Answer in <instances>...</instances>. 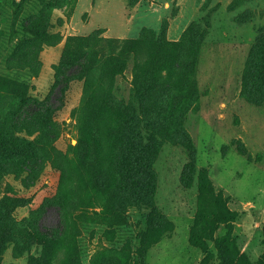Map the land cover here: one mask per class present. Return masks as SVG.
<instances>
[{
	"label": "rangeland",
	"instance_id": "obj_1",
	"mask_svg": "<svg viewBox=\"0 0 264 264\" xmlns=\"http://www.w3.org/2000/svg\"><path fill=\"white\" fill-rule=\"evenodd\" d=\"M36 15L58 35L53 41L41 42L26 28ZM127 40L136 43L124 45ZM38 45L42 66L35 76L24 61ZM64 52H88L89 61L71 67L83 78L70 82L53 115L59 136L52 145L67 159H42L18 173L7 161L0 170V233L8 224L16 237L0 244V264H136L142 250L144 264H223L220 236L230 264H264V0H0L2 116L27 118L14 108L13 83L22 76L30 79V97L51 96L60 105L59 89L51 92ZM109 55L116 63L101 77ZM143 64L150 72L145 79L160 81L151 92L168 120L156 131L155 208L130 201L122 207L120 196L117 217L107 220L105 187L112 182L95 185L102 168L89 165L98 146L112 174L114 142L92 136L99 134L97 121L117 123L122 115L101 88L138 99L135 71ZM117 65L120 73L109 75ZM83 130L92 140L87 151L75 148ZM58 227L64 240L46 260L43 245L30 243V236L35 228Z\"/></svg>",
	"mask_w": 264,
	"mask_h": 264
},
{
	"label": "trees",
	"instance_id": "obj_2",
	"mask_svg": "<svg viewBox=\"0 0 264 264\" xmlns=\"http://www.w3.org/2000/svg\"><path fill=\"white\" fill-rule=\"evenodd\" d=\"M43 15L29 17L26 28L32 33L35 32L41 36V42L47 43L53 41L58 35L48 33L41 25ZM31 28V29H30ZM55 41V40H54ZM31 44L37 45L35 39L28 41ZM135 40H127L124 45H133ZM172 45L174 42L166 41L164 44ZM43 49V45H38L37 49H34L28 53L26 63L27 67L34 69L35 76L39 74L42 66L41 61H37L36 52ZM65 53V52H64ZM91 52L89 53V58ZM73 57V58H72ZM16 58V57H14ZM117 56L109 55L103 59L101 66V77L108 73L114 62L116 63ZM129 57H121V68L125 66V62ZM37 62L38 66H34ZM88 52H77L74 54H63L62 62L56 67V80L52 88V93L59 89L60 105L54 106L51 103V96L45 100H38L29 96L30 79L29 77L22 76L20 80H16L13 83L17 99L18 106L14 107L17 112L23 113L27 118L24 122L19 119H14L12 122L7 117L1 115L0 110V170H7V161L9 163H16V173L18 168L29 167V170L36 168L42 159L55 158L67 159V156L63 152H59L58 149L52 145L53 141L59 136V126L54 120V113L59 110L63 105V99L70 82L77 77L83 78L81 73H75L71 71L73 65L83 67L84 64H88ZM118 68V65L113 67L112 72L119 74L122 69ZM141 72L135 71L134 90L137 94V98L129 100L122 91L112 92L110 87H102L101 93L104 100H112L118 102L120 106V113L122 120L114 123L109 121L110 118H103L101 121L95 123V128L99 134L97 137L94 135L92 138L100 140L102 142H114V148L112 151V158L110 159V167L113 168L112 174L107 171L105 166H102L101 155L102 151L98 146L95 149L93 158V164L89 166L98 169L94 176L93 183H100L111 181L112 185L105 187L107 197L106 200L105 218L107 220H113L117 217L115 213V202L120 200V196L123 198L120 206L124 207V204L130 201L131 204L139 208L147 207L151 210L155 208V178L153 163L157 156L158 151V135L157 130L166 128L167 117L164 115L163 107L155 101L154 93L151 92L155 85H159V80L149 81L146 76L150 73L146 66L143 64ZM91 69L96 70V67L92 66ZM252 72H250L251 74ZM115 74V75H116ZM159 73L158 76H162ZM64 76V79H63ZM121 92V93H120ZM250 94V92H247ZM121 94V95H120ZM120 96V98L118 97ZM165 96H161L162 103L165 101L162 99ZM35 104L31 105V101ZM90 102H87L83 106V110L88 108ZM87 107V108H86ZM25 131L28 135L37 134L32 139L25 137H19L15 135L14 131ZM108 131L112 132L109 133ZM113 137H112V135ZM92 141L88 137H84V130L81 133L78 144L75 148H84L87 151L89 142ZM112 147V146H111ZM59 155V156H58ZM18 158V160H15ZM86 157H83L82 162ZM32 164H34L32 166ZM109 165V164H108ZM108 167V166H106ZM65 172V171H64ZM66 174V172H65ZM63 173V177L66 176ZM107 183V182H106ZM96 185V184H95ZM127 198V199H126ZM59 207L62 205L60 201L57 204ZM63 206V205H62ZM118 209V208H117ZM15 229L8 226L1 227L0 244L8 238L15 237ZM30 243L37 242L43 245L46 255V260L53 259L57 255L55 249L59 248V245L63 242L65 233L61 227L58 229L42 230L35 228L30 236ZM226 236H220L217 239L220 256L223 260V264H230L228 259L227 250L225 248ZM145 251L140 252V260L136 264H144Z\"/></svg>",
	"mask_w": 264,
	"mask_h": 264
}]
</instances>
